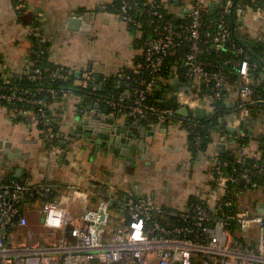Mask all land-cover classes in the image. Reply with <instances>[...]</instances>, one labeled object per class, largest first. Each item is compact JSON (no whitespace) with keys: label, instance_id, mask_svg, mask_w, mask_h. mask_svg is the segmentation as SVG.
<instances>
[{"label":"crops","instance_id":"1","mask_svg":"<svg viewBox=\"0 0 264 264\" xmlns=\"http://www.w3.org/2000/svg\"><path fill=\"white\" fill-rule=\"evenodd\" d=\"M166 1L175 20L178 13L183 14L180 21L187 14L182 10H188L191 4V0ZM115 8V0H0L1 66L19 73L30 65L27 27H36L46 40L50 65L61 71L70 70L75 76L74 84L82 74L90 73L103 83L100 89L97 84V93H105L109 80L121 81L126 70L136 73L143 68L142 32L122 21ZM239 16L242 31L251 39L264 41V0L257 11L248 10ZM71 17L79 18L89 29H69ZM180 63L170 71L172 76L169 72L158 80L152 94L155 104L157 100L164 102L162 106L173 101L172 89L165 92V86L173 85L178 78ZM183 75L185 82L192 85L182 87L179 92L193 91L189 68ZM237 97L235 89L230 87L223 105L228 104L226 107L234 112ZM99 98L77 92L46 102V111L57 128L55 138L50 141L34 111L12 109L0 103V184L10 181L25 186L42 184L49 188L47 199L64 206L72 217L95 207L108 196L122 200L129 194L146 197L174 211L185 209L194 199L213 208L217 189L210 176L211 155L216 152L221 155L224 151L223 155L230 160L261 158L259 146L264 126L251 115L239 127L242 131L233 132L248 136L246 144L225 138L222 143L225 148L221 149L217 145L220 136L214 132L208 149L195 155L182 117L151 118L136 124L137 119L126 114L110 108L105 112L103 108L107 105ZM170 109L175 111L176 107ZM107 116L108 120L103 122ZM97 119L105 123L102 130L106 135L117 129L119 137H128L130 132L137 134L133 142L143 143L145 151L139 152L143 157L137 161L136 168L124 165L115 154L104 156L102 145L110 144L107 139L101 140L100 147L96 146L99 128L89 130L88 126ZM139 126L142 128L138 130ZM129 156L137 157V154ZM237 201L240 206L257 211L258 204L264 202V187L245 192ZM43 202L39 197L25 199L20 216L26 218V226L14 222L5 233L8 255L19 253L26 264H38L40 252L36 249L48 248L68 235L67 229L57 231L44 226ZM115 209L116 206L111 209L112 217L119 220L121 213ZM145 264H157V261L149 258Z\"/></svg>","mask_w":264,"mask_h":264},{"label":"built area","instance_id":"2","mask_svg":"<svg viewBox=\"0 0 264 264\" xmlns=\"http://www.w3.org/2000/svg\"><path fill=\"white\" fill-rule=\"evenodd\" d=\"M219 1L191 0L188 12L183 18L187 21L185 25L177 23L174 16H167L165 12L160 11L155 0H148L145 9L135 3L133 10L140 19L134 25L138 28H149L142 54V69L147 76L143 79L123 75L126 90L115 95H104L99 100L114 112L140 121L152 117L175 118L174 110L153 104L148 95L149 90L157 86L169 50L178 45L182 34L186 33L189 48L184 60L189 66V79L193 81L195 89L191 92H179L178 103L188 109H195L202 106L200 103L203 102L206 110H211L210 116L215 114V107L212 105L215 106L224 99L225 91L230 86L221 68L211 70L207 67L209 63L201 59L199 40L202 13L210 2ZM256 1L249 0L248 4H243L223 0V4L215 12L219 20L210 21L207 25L215 30L205 34V43H210L217 50L222 49L225 42L229 43L232 34L225 17L232 13L239 16L245 11L256 10ZM120 3L121 14L118 16L122 21L130 22L132 17L128 11L132 4L129 0H120ZM27 37L31 45V58L34 59L30 65L22 72L11 73L1 66L0 61V102L25 103L35 107L38 121L50 141L55 138V132L45 114L46 105L42 96L54 95L55 89L49 87L50 82L63 76L48 66L35 65L49 51L38 28L27 27ZM236 52L242 53V49L237 48ZM256 67L249 64L247 56L238 63L235 88L238 97L235 110L227 114L232 116L231 122L226 115L220 118L226 122L219 121L221 125L215 131L221 140L218 144H222L225 138L234 139L240 136L238 133L229 132L227 128L238 129L249 118L248 105L264 107V97L255 99L254 90L250 87L251 70ZM261 70L264 75V65ZM70 75L72 72L65 70L64 76ZM23 78L35 84L33 97H30L27 88L16 83V80ZM77 84L82 88L91 84V90L95 91L97 79L90 73H84ZM199 85H203L206 90L210 86V89L199 94ZM59 94L65 97L72 92L60 90ZM193 120L195 119L186 118L194 140L193 147L199 153L202 144L201 126L197 123L199 120ZM261 121L264 123L263 118ZM259 151L261 158L253 159L250 163H246L245 158L248 157L233 159L231 164L228 161H220V154L217 152L211 155L210 176L217 189L213 208L194 200L185 209L174 211L157 205L146 197L129 194L122 200L105 198L95 207L72 217L64 206L47 199L49 188L42 184L25 186L18 181L2 183L0 264H26L21 254L8 255L3 231L14 223L17 215L19 217L16 224H26V218L20 216V207L25 199L34 197L44 200V226L51 230L68 231L67 237L59 238L50 247L36 249L40 252L38 264H53L56 261L61 264H145L149 258H155L157 264H264V211H252L240 206L236 201L245 192L261 187L254 178L264 179V144L259 146ZM238 183L241 184L240 187L237 186ZM236 202L237 207L233 211L232 207ZM113 204L121 213V218L111 227Z\"/></svg>","mask_w":264,"mask_h":264},{"label":"trees","instance_id":"3","mask_svg":"<svg viewBox=\"0 0 264 264\" xmlns=\"http://www.w3.org/2000/svg\"><path fill=\"white\" fill-rule=\"evenodd\" d=\"M147 1L148 0H129L130 4H132V8L129 9V14L131 15V21L130 22H126L130 27L140 30L142 32V42H143V48H144V39L146 34L149 31V28L146 26H142L141 28H138L134 25V23L136 21H138L140 18H138L136 16V14L134 13L135 11L133 10V5L136 3L138 4V6L142 9H145L147 7ZM233 2H241L243 4H248L249 0H232ZM156 2V6L160 11H163L167 14V16H173L172 13L169 12V9L167 7V1L166 0H155ZM256 7H254V9L258 10L260 9V7H262L263 4V0H257L256 1ZM120 0H115V10L116 13L119 15L121 14L120 12ZM218 14L216 15V13H214L213 15H208L207 14V9L206 11H204L202 13V28H201V36H200V40H199V45H200V57L203 60H206L207 63H209V65L207 66L208 68H210L211 70H215V69H222V72L224 73L226 79L228 80L229 86L231 87V89H235L236 88V82L238 80V72H237V67H238V63L240 62V60L242 58H244L245 56L248 57V62L250 65H256L257 67L254 70H251V82H250V87L254 90V95L253 97L255 99L258 98H263L264 97V75L262 73L261 68L264 65V41L261 40H257L255 42H253L252 45H248L246 42V39L249 40V37L247 36V34H245V32L242 31V29L240 28L241 24L239 22L240 16H237L235 13L232 14H228L225 17V20L227 22V26L228 28L231 30L232 34L231 37L229 39V43L228 46L226 48H222L220 50H217L216 48L212 47L210 43H205V40L207 39L205 37V34L207 32H214L215 28L211 27L209 28L207 25L209 24L210 21L213 22H217V20H219L218 18ZM187 23V21L185 19H182L180 21L181 25H185ZM188 48H189V40L187 37V34L184 33L181 36V39L179 41V44L172 47L169 52L168 55L166 56L165 60H164V64H163V70L159 76V78H164L168 75V73L172 70V68L174 66H177L182 59H184V56L188 53ZM237 48H241L242 49V53H237L236 49ZM33 57L31 58L32 61ZM34 61V59H33ZM38 63H34L36 66H48L50 68H52L53 70L57 71L58 73L62 74V78H58L56 81L50 82L51 84L49 85V87L51 86L53 89H55V94L54 95H45L42 96V99L45 101V105L46 102L48 103L51 99H55V98H61L59 91L60 90H70L72 92V94L74 93H83L86 96H94V97H103L104 95H109V94H117L119 92H124L126 90L125 84H124V79L123 80H119L118 78V82L115 79L109 80V82L107 83V91L103 94H98V90L96 89L95 91L91 90V84L87 87V88H82L81 86H79L78 84H74L75 81V76L74 74L70 75V76H64L65 75V71H61L59 68L54 67L52 65H50L47 62V53L44 55L43 59H41L40 61H37ZM207 68V69H208ZM124 76H130L132 78H143L145 79L147 76V73L144 72V70L142 69L141 72H131V71H127L123 72ZM79 80L81 79V76L78 78ZM16 83L20 84V86L27 88L30 91V97H33V95H35V84L33 82H31L30 80H27L25 78L20 79V80H16ZM48 85H46L48 87ZM132 86V84L130 85ZM210 86H208L207 90L206 88H204L203 85H199V94H202L204 92L209 91ZM154 92V88L149 90V95H148V99L155 104L154 100H153V94ZM225 93H227V90L225 91ZM40 97V96H39ZM3 105H6L12 109H19V110H32L35 112L36 114V108L33 107L32 105L29 104H25V103H6V102H0ZM222 105V107H221ZM248 108L250 110V115L255 118V119H264V107L263 106H259V105H248ZM233 108H227L226 106L223 105V100H221L220 102H218L215 105V114H213L212 116L208 117V118H204L202 120L197 121V123L201 126V138H202V144H201V148H200V152H204L208 149L209 144H211L212 141V136L214 135V132L218 129V127L220 126L219 124V120L222 116L229 114L230 112H232L233 110H231ZM46 111V110H45ZM47 118L49 119V121L51 122L53 128H54V132L57 131L56 128V124L53 123L52 118L50 117L49 113L46 111L45 112ZM153 118V117H152ZM151 119V118H149ZM147 119V120H149ZM183 119L182 121H184L185 125H186V129L189 132L190 130V126L187 124L186 122V118H181ZM196 120V119H195ZM193 120V121H195ZM39 122V121H38ZM263 123V122H262ZM242 125H244V123H242ZM39 126L43 127L42 124L39 122ZM264 126V123H263ZM242 127V126H241ZM264 130V128H263ZM189 137H190V149L191 151L196 155L198 152L195 150V148L193 147V136L192 134H190L189 132ZM235 142H237L239 145H244L248 142L249 137L248 136H238L236 138L233 139ZM55 142L53 141V144ZM261 144H264V133H263V138L260 141ZM219 160L220 161H228L229 163L233 164V159L230 160L227 155H219ZM246 163H250L252 162L253 159L250 158H245ZM263 160H264V156H263ZM230 164V165H231ZM255 181H257L261 187H264V179L263 178H254ZM21 183V182H20ZM238 187L241 186V184H237ZM259 186V187H260ZM127 197V195H126ZM107 198H110L112 200L113 197L108 196ZM125 198V197H124ZM114 199V198H113ZM119 199H122L119 196ZM195 200V199H194ZM194 200H192L194 202ZM191 201V202H192ZM237 201V199H236ZM206 205V204H204ZM116 205L113 204L111 206V208H114ZM207 206V205H206ZM237 207V202L236 205H234V207H232V210L234 211L235 208ZM115 211L119 212L118 209H115ZM20 215H21V207H20ZM19 217V215H18ZM18 218L15 217L14 222L17 223ZM117 223L115 218H112V222H111V227L115 226ZM10 227V226H9ZM9 227H7V230H9ZM110 227V228H111ZM6 230V232H7Z\"/></svg>","mask_w":264,"mask_h":264},{"label":"water","instance_id":"4","mask_svg":"<svg viewBox=\"0 0 264 264\" xmlns=\"http://www.w3.org/2000/svg\"><path fill=\"white\" fill-rule=\"evenodd\" d=\"M177 3V1H175ZM223 4V0H220L219 2H210L208 4V8H207V14L208 15H213L218 8ZM184 12H188V10H182ZM183 14L178 13L176 15V22L179 23L180 22V18L182 17ZM67 27L69 29L72 30H84V29H89V25L87 24H83L81 23V20L77 17H71L68 20V25ZM228 45V42H225L223 45V48H226ZM180 67L178 68V72L180 73L178 78L174 80V84L170 85L169 87L165 86V92H168L170 90V88L172 89V98L173 101L170 102H165V105L162 106L161 104H163L164 102L162 100H157L156 103L161 105V107H163L164 109H170L171 107H176V110L174 111V114L176 117H183V118H194L196 120H202L208 116H210L211 114V110H206V108L204 107L203 102H201L200 104L202 106L197 107L195 109H188L185 106H181L178 103V96H177V92H179L180 90H182V87L186 86V85H192V82L186 81L185 76L183 75L184 72H186L189 68V66L187 64H185V60L182 59L181 63H180ZM170 75L172 76L173 73L170 72ZM181 84V86L179 84ZM98 84V88L100 89L103 86L102 82H97ZM159 85H161V83H158ZM178 84V85H177ZM164 95H162L163 98ZM213 107H215L214 105H212ZM226 106H228V104H226ZM222 107V105H221ZM108 106H105L103 108V110L105 112L108 111ZM110 116V115H109ZM112 117V116H111ZM226 117L228 118V120L231 122L232 121V116L230 115H226ZM117 118V117H116ZM106 120H108V116L103 120V122H106ZM220 122L225 123L226 120H219ZM138 122H140L139 120H137L135 123L137 124ZM105 126V123H101V121L99 122V119L97 120H93L92 123L90 124L89 130H93L94 127H98L99 130L96 133V137H97V141L96 146L101 144V140L102 139H107V142L110 144H103V148L105 149L104 151V156H108V154H115L119 160H122L124 165H132L135 168L138 166L137 165V161H139L143 156L141 154H139L140 151H142L144 153L145 148L143 146V143L141 144V142L137 144V142H133V139L137 137V134L134 132H130L128 137H119L120 136V130L117 129L116 131H111L109 134H105V132H103L102 128ZM142 126L138 127V130L141 129ZM227 130L229 132H237V131H242V128H234V127H228ZM1 144V142H0ZM219 148L224 149V145L223 144H217ZM5 146L8 148L9 144H5ZM96 149V148H95ZM10 153V152H9ZM130 153L132 154H137V157H130ZM224 153V151H222V154ZM105 158V157H104ZM264 209V202H261L258 204V208H257V212H262ZM18 216V215H17ZM16 216V217H17ZM4 233H6V230L3 231Z\"/></svg>","mask_w":264,"mask_h":264},{"label":"rangeland","instance_id":"5","mask_svg":"<svg viewBox=\"0 0 264 264\" xmlns=\"http://www.w3.org/2000/svg\"><path fill=\"white\" fill-rule=\"evenodd\" d=\"M255 41H257V40L256 39H251V38H249V40L246 39V42H247L248 45H252L253 42H255ZM248 192H251V191H248ZM26 224H27V222H26ZM26 224L24 226H26Z\"/></svg>","mask_w":264,"mask_h":264}]
</instances>
